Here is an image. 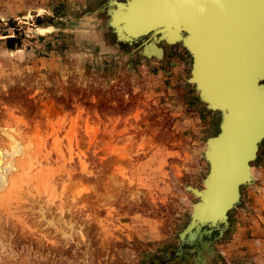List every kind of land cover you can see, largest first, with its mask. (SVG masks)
Wrapping results in <instances>:
<instances>
[{
	"label": "rangeland",
	"instance_id": "374dc122",
	"mask_svg": "<svg viewBox=\"0 0 264 264\" xmlns=\"http://www.w3.org/2000/svg\"><path fill=\"white\" fill-rule=\"evenodd\" d=\"M104 2L0 0V264H195L177 234L218 114L179 46L156 60L114 43ZM252 167L212 264H263L264 142Z\"/></svg>",
	"mask_w": 264,
	"mask_h": 264
},
{
	"label": "water",
	"instance_id": "95a60500",
	"mask_svg": "<svg viewBox=\"0 0 264 264\" xmlns=\"http://www.w3.org/2000/svg\"><path fill=\"white\" fill-rule=\"evenodd\" d=\"M133 6L162 18L151 27L129 29ZM100 11L115 43L137 45L133 51L145 58L162 60L164 46H179L189 58L187 83L197 101L218 114L217 132L202 151L207 164L202 188L186 186L196 201L177 234L180 253L193 246L195 264H212L209 249L227 231L228 214L240 204L248 181L246 169L264 142V0H109ZM153 41L160 56L146 52ZM212 207L222 230L209 226L216 218ZM196 221L201 228L193 239L185 233Z\"/></svg>",
	"mask_w": 264,
	"mask_h": 264
},
{
	"label": "bare ground",
	"instance_id": "6f19581e",
	"mask_svg": "<svg viewBox=\"0 0 264 264\" xmlns=\"http://www.w3.org/2000/svg\"><path fill=\"white\" fill-rule=\"evenodd\" d=\"M132 9H133V21H132V23H130V25H129V29H132V30H135V29H143V28H145V27H151L152 25H154V22L157 20V18H162V15L161 16H156V14H155V12L154 11H152V10H147V11H145V14H143V12H141L143 9H139V7H137V6H133L132 7ZM103 12V11H102ZM105 13V12H104ZM149 45V48H147L146 49V52L148 53V54H151V53H154L155 54V56H160V51L156 48V47H159L160 45H158L157 43H156V41H153V42H151L150 44H148ZM169 48V47H168ZM150 56V55H149ZM259 161V160H258ZM246 174H247V176H246V178H247V183H245L246 185L245 186H247V185H250L251 183H252V181L255 179V173H254V170H253V167H252V163L251 164H249V167L246 169V172H245ZM232 176H234V175H232ZM231 179H233V178H231ZM3 180H4V177L1 175V173H0V184L1 183H3ZM230 183H231V180H230V182H229V185H230ZM2 185V184H1ZM212 209H214L215 210V213H214V215L212 216V218L216 215V217L217 216H219L218 214H217V212H216V208L215 207H212ZM216 219V218H215ZM215 219H213V222H215ZM222 221V220H221ZM221 221L220 222H218V220L215 222L219 227H220V230H222V228H221ZM223 226V225H222ZM218 227V228H219ZM191 229V228H190ZM198 231V230H197ZM197 231H193V234H194V236L196 235L197 236ZM187 233V234H186ZM186 233H185V235H188V233H189V235H191V232H190V230H187L186 231ZM193 236V239L194 238H196V236L194 237ZM189 237H191L192 238V236H189ZM192 239V240H193ZM205 259V257H203V260Z\"/></svg>",
	"mask_w": 264,
	"mask_h": 264
},
{
	"label": "crops",
	"instance_id": "0c3cea01",
	"mask_svg": "<svg viewBox=\"0 0 264 264\" xmlns=\"http://www.w3.org/2000/svg\"><path fill=\"white\" fill-rule=\"evenodd\" d=\"M108 1L109 0H105V2L104 3H102L101 5L103 6V5H106L107 3H108ZM118 1H123V0H118ZM107 32L108 33H110L111 34V32H110V30H109V28L107 29ZM111 36L113 37V40H114V43H115V39H114V36L111 34ZM117 45H119V46H121V47H126V46H128V45H126V44H123V43H118ZM175 47L176 46H170V48H172V49H175ZM175 50H177V53L176 54H170V57H172L171 59H173V60H176L178 57H179V53H181L180 52V49H175ZM181 51H182V49H181ZM165 55L166 56H168V52L166 53V50H165ZM150 59H155L154 57H151ZM261 235H262V239H261V241H262V245L264 246V234H262L261 233ZM263 257H262V263L264 264V254L262 255Z\"/></svg>",
	"mask_w": 264,
	"mask_h": 264
},
{
	"label": "trees",
	"instance_id": "16d2710c",
	"mask_svg": "<svg viewBox=\"0 0 264 264\" xmlns=\"http://www.w3.org/2000/svg\"><path fill=\"white\" fill-rule=\"evenodd\" d=\"M37 20V19H36ZM17 32V31H16ZM19 34L20 33H16L15 35H8V34H5L3 35L5 38V42H6V46L8 47V49H10L11 51H16V50H19L21 49L19 43H20V37H19ZM14 42H17V45L19 47H15L13 45Z\"/></svg>",
	"mask_w": 264,
	"mask_h": 264
}]
</instances>
